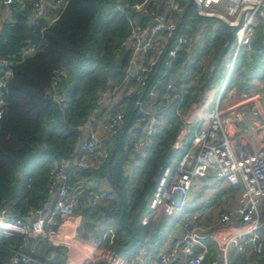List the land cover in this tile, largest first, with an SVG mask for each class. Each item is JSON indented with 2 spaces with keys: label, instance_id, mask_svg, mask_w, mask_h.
Wrapping results in <instances>:
<instances>
[{
  "label": "built area",
  "instance_id": "1",
  "mask_svg": "<svg viewBox=\"0 0 264 264\" xmlns=\"http://www.w3.org/2000/svg\"><path fill=\"white\" fill-rule=\"evenodd\" d=\"M14 2L20 10L27 8L26 23L33 26L54 16L61 0H0V6ZM113 9L127 20L128 31L120 41L129 54L123 74L97 91L96 107L77 125L74 150L60 155L50 170L46 198L23 212L0 206V236H19L4 264H172L174 260L175 264H255L254 257L263 248L264 227L263 90L251 81L240 90L224 91L225 80L218 96L201 104H213L205 118L194 117L191 110L197 98L193 94L210 65L211 48L206 47L211 33L200 17H213L234 28L232 66L239 53L248 56L258 32L264 43V0H114ZM38 48L39 42L27 40L15 55L0 58V106L10 65ZM63 75V68L55 70L45 88L58 104L64 100L57 91ZM187 98L192 99L184 109ZM168 109L181 120L174 147L179 148L190 131L192 135L187 148L170 156L158 171L148 208L138 220L146 223L167 216L169 229L153 256L140 245L122 257L97 243L103 234L87 238L78 231L79 208L95 209L113 201L114 195L98 189L92 173L71 176L77 168L98 169L127 131L134 154L123 170L130 173L151 147ZM234 135L247 142L257 135V143L236 151ZM203 186L208 191L203 200L220 191L223 200L233 193V203L200 205Z\"/></svg>",
  "mask_w": 264,
  "mask_h": 264
},
{
  "label": "trees",
  "instance_id": "2",
  "mask_svg": "<svg viewBox=\"0 0 264 264\" xmlns=\"http://www.w3.org/2000/svg\"><path fill=\"white\" fill-rule=\"evenodd\" d=\"M121 1L130 3L131 0ZM113 5L114 0H61L53 9L54 16L30 26L25 19L27 8L20 10L17 3L11 4L12 17L0 30V58L15 55L27 40L39 42V48L32 56L10 65L11 76L2 93L0 206L7 204L11 212H23L46 198V185L54 162L60 155L72 153L79 135L77 125L96 107V93L106 86V78L100 77L98 70L106 69L107 75L115 80L123 74L129 56L120 47V41L128 31L125 15L115 10V15L108 19L107 28L101 27L100 36L94 32L95 26H100L96 22L97 16ZM205 19H211L210 24L215 22V27L209 29L212 66L202 75L198 87L212 85L215 80L221 83L224 78L221 71L227 59L230 60L229 51L234 40L233 27L213 17H200L202 21ZM113 47L119 48L116 58L112 57ZM61 68L65 75L61 77L57 91L64 100L58 104L45 93V88L54 71ZM254 80L264 84V43L259 32L252 40L248 56L239 53L235 57L224 91L234 86L242 88ZM191 99H186L184 109ZM180 125V118L168 109L164 113L163 126L153 135L151 147L133 168L132 175L137 169L140 174L144 172V179L134 197L133 193L130 195L128 203L125 194L128 178L122 174V163L128 159L121 149L125 132L116 139L109 159L98 169L77 168L73 171L72 179L92 173L107 178L116 190L119 204L100 206L98 214L107 226L113 225L115 241L111 246L124 248L117 252L138 243L139 246L147 245V253L153 256L157 243L169 229L159 223L152 224V221L141 224L138 216L148 208L158 171L169 162L170 156L189 145L191 131L184 136L179 152H176L174 139ZM86 208L83 209L85 214L89 209ZM148 231L149 235L146 234ZM18 240L16 235L0 236V264H4L11 253V245Z\"/></svg>",
  "mask_w": 264,
  "mask_h": 264
},
{
  "label": "rangeland",
  "instance_id": "3",
  "mask_svg": "<svg viewBox=\"0 0 264 264\" xmlns=\"http://www.w3.org/2000/svg\"><path fill=\"white\" fill-rule=\"evenodd\" d=\"M132 1H135V0H131L130 2H132ZM113 14L115 15V10L113 8H108V9H105L102 13H100L97 16L98 18H97L96 22L98 24H100V26H95L94 32H95V34L97 36H100V33L99 32L101 31V27L107 28L108 19L111 18V16ZM210 21H211V19H205L203 21V24H205V26H204L205 29H208V28L209 29H213L215 27V22L213 24H210L211 23ZM117 24H119V23H117ZM109 26H110V24L108 25V27ZM118 49H119L118 47H113V53H112V57L113 58H116V56L118 55V51H119ZM229 61L230 60L228 58L227 61H226V65H225L224 69L221 71V73L224 75V78L221 81V83H219V81H216L215 80V81H213V84L212 85H204V86H201V87H198L197 88L196 92L193 94L194 97L197 95V98H195V102H196L195 105H194L195 107L192 106V110H191V113L192 114H194V115L195 114H199L203 118L206 117L207 111L211 108V106H213V104H208L207 106H203L201 104H204L205 103V99L206 100H209V98H210L211 93H212L213 90H215V92H216L214 98L217 97L218 94L220 93L221 86L224 83V81L227 79V76L229 74L228 69L231 67L229 65ZM229 71H230V69H229ZM98 73L100 74V77H103L104 76V78H106V81H105L106 82L105 83L106 85H107V81H109V79H112L113 78V77H111V75H109V74L107 75L106 69H104V68H100L98 70ZM246 84H244L242 88H244L246 86ZM234 87L236 89H238V90L242 89L241 87H239V88L237 86H234ZM222 95H224L223 94V91H222ZM213 100L214 99L212 98V102H214ZM189 118H192V115H190ZM126 138L127 137L124 135L123 140L126 139ZM66 140H68V139H66ZM76 143H77V141L74 142L73 147L76 146ZM234 149L235 150H238V147L236 146ZM177 151H179V149H177L176 152ZM125 161L126 160H124V162ZM124 162L122 164H124ZM122 171H123L122 174L125 175L128 178V183L126 184V189L127 190L125 189V194L127 195L126 196V203H128L129 202L128 200H130V198H131L130 195L133 193L132 194V198H133L134 197V194L136 193V188H138V187L141 186L142 181L144 179V172L140 174L139 171L136 169L135 170V173L133 175H132L133 170L130 173L125 174V172L123 170V165H122ZM99 178H101V177H99ZM97 185H98V189H100L101 191H109V192H111L114 195V200L113 201H109V202H107L105 204H110V206L111 205L112 206H115V205L119 204L118 194L116 193V190H114L113 187L110 186L109 181L107 180V178H102V180H100ZM188 203H190V201L189 202L187 201V204ZM212 203H213V205L215 207H217L218 204H219V202L216 203L215 201L212 202ZM97 209H99V208H97ZM92 213H94V211H92ZM98 213H99V211H98ZM92 216H94V214ZM154 223L155 222L153 221L152 224H154ZM141 224H143V223H141ZM149 232L150 231H148L146 234L149 235ZM262 236H263V248H262V251H261L260 256L259 257L258 256H255L254 257L255 264H264V229L262 231ZM138 247H139V244L138 243L137 244H134L133 246H131V247L125 249V250H119L118 254L120 256H122V257H127V256L131 255L133 252H135ZM212 250H213V248H212Z\"/></svg>",
  "mask_w": 264,
  "mask_h": 264
},
{
  "label": "crops",
  "instance_id": "4",
  "mask_svg": "<svg viewBox=\"0 0 264 264\" xmlns=\"http://www.w3.org/2000/svg\"><path fill=\"white\" fill-rule=\"evenodd\" d=\"M15 3H17V2H15ZM11 15H12V6L11 5L10 6H0V30L2 28V25L5 22L10 21V19L12 17ZM208 42H209V44L206 47V51H209V49L207 50V48H211V50H212L211 40L208 41ZM211 63L212 62H211V55H210V65H209L210 68L212 66ZM254 81H256L258 83V86H260V88L262 90L264 89V84L261 81H258V80H254ZM215 94H216V92H215V90H213L210 97H212V96L214 97ZM260 110H261V113L264 114V106H260ZM194 117H196V116L194 115ZM179 129H180V127H179ZM179 129H178L177 133L179 132ZM124 135L128 139L126 138V139L123 140L124 137L122 138L121 149H122L123 152L127 153V158H129V155L131 153H133L132 152L133 151V149H132V141L130 140V138L128 136L129 135V131H127ZM257 137H258L257 135H254L253 137H250L249 138V142H247L246 139L244 140L241 137H239L238 135H234L233 136V138H234V144H233V146H234V148L236 146L238 147V150H236V151H239V150H244V151L249 150L250 149V145H252L253 147H255V145L257 143ZM177 152H179V151H177ZM122 173H123V171H122ZM100 180H102V178L97 177V179L95 180V183L98 184ZM204 188L205 187L203 186L202 190H199V193H198L199 198L200 199L202 198V200H203L205 194H207V192H208ZM233 197H234L233 193H230V194L226 195L225 196V199L223 200L222 192L219 191V192H215L213 194V196L211 198H209L208 200L205 199L202 202H200V205L213 204L212 202H214V201L216 203L222 201L224 203L231 204V203H233ZM108 205L110 206V204H101L97 208H99L100 206L108 207ZM85 208L86 207H83V206L81 208H79L80 209V212L82 214V222H81V225H80L78 231L83 236H85L87 238L88 237H90V238H96L97 237V233H101V234H103V238L101 239V241H99L97 243L98 244H102V245L104 244V245L109 246L112 249H115V248H113L111 246L112 243L115 241V233H114V227H113V225L107 226L106 225V222H103L102 221V218L98 214V211H99V213L101 212L100 209L95 208V209H92L91 210L89 208L90 209L89 210L88 208H86V209H88V213L85 214L83 212V209H85ZM92 211H94V216L90 215V213L92 214ZM262 215H264V206H263ZM153 221L155 222V224L156 223H159V224H161V225L166 226V227L169 228V218L167 216L160 215L156 220H153ZM263 229H264V227L262 228V231H263ZM166 232H165V234H166ZM163 238H164V236L162 237V239ZM162 239L158 242V246L161 243ZM145 246H146V248L148 247L147 245H145ZM158 246L156 247V249L158 248ZM58 264H61V263H58ZM101 264H105V263H101Z\"/></svg>",
  "mask_w": 264,
  "mask_h": 264
},
{
  "label": "water",
  "instance_id": "5",
  "mask_svg": "<svg viewBox=\"0 0 264 264\" xmlns=\"http://www.w3.org/2000/svg\"><path fill=\"white\" fill-rule=\"evenodd\" d=\"M118 249H124L123 247H121V246H118V247H116L115 248V251L117 252L118 251ZM175 262H176V260H174L173 262H172V264H175Z\"/></svg>",
  "mask_w": 264,
  "mask_h": 264
}]
</instances>
